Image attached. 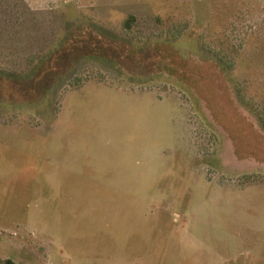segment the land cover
Returning a JSON list of instances; mask_svg holds the SVG:
<instances>
[{
  "label": "rangeland",
  "instance_id": "obj_1",
  "mask_svg": "<svg viewBox=\"0 0 264 264\" xmlns=\"http://www.w3.org/2000/svg\"><path fill=\"white\" fill-rule=\"evenodd\" d=\"M7 258L264 264V0H0Z\"/></svg>",
  "mask_w": 264,
  "mask_h": 264
},
{
  "label": "trees",
  "instance_id": "obj_2",
  "mask_svg": "<svg viewBox=\"0 0 264 264\" xmlns=\"http://www.w3.org/2000/svg\"><path fill=\"white\" fill-rule=\"evenodd\" d=\"M197 49H198L197 51L199 52V55L200 54L201 55L203 54V56H204V52L206 54H208V52H209L208 55L210 56V58L212 59V61L217 66H219L222 69V71L227 72L229 70V68L231 66V65H229V63H231V62L227 63L228 61H224L223 58L222 57H219L217 54H213V53L210 54V51L204 50L203 47H201L202 50H199V48H197ZM227 75L229 76V74H227ZM0 264H14V262L11 259L7 258L5 260L0 261Z\"/></svg>",
  "mask_w": 264,
  "mask_h": 264
}]
</instances>
